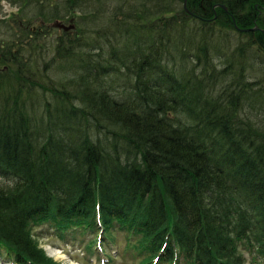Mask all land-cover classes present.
I'll list each match as a JSON object with an SVG mask.
<instances>
[{"label": "trees", "instance_id": "1", "mask_svg": "<svg viewBox=\"0 0 264 264\" xmlns=\"http://www.w3.org/2000/svg\"><path fill=\"white\" fill-rule=\"evenodd\" d=\"M103 1L101 26L66 36V84L0 72V259L53 264L34 227L94 235L89 248L101 224L103 242L112 227L139 235L142 264H246L245 249L264 264V126L241 115L264 105V80L244 76L264 57V0ZM216 30L237 34V56ZM37 43L1 36L0 53L20 48L1 59L17 66ZM42 89L57 97L37 115L26 100Z\"/></svg>", "mask_w": 264, "mask_h": 264}, {"label": "rangeland", "instance_id": "2", "mask_svg": "<svg viewBox=\"0 0 264 264\" xmlns=\"http://www.w3.org/2000/svg\"><path fill=\"white\" fill-rule=\"evenodd\" d=\"M38 1H40V4L38 3ZM106 1L107 0H104L103 2ZM53 4L54 10L53 12H51V17L50 15H43V11L48 10V5L47 2H43L42 0H0V37H7V40H10L13 35H17L20 47L22 46V44L26 45L30 42H38L37 45L33 46L30 49H27V47H25V58L24 60L21 58V60L23 61L19 62L17 66H15V64L11 66L10 64L3 62V59L1 58L4 57L5 53V58L7 57L11 60L13 55H18L20 48L13 50V52H11L10 50H6V52L0 53V72H6L7 76H5V78L18 80V77H20L22 74L26 78L30 75H33L36 80H40L41 82H43L44 85L42 86L44 88H46L47 85H50V87H58V83L66 84L68 80H71L70 76H72V73L63 71V69H61L63 62L61 61V55L67 54V56H69L71 55L72 51L78 49L70 46L69 39H66V36L68 35L71 37L81 34V31L84 28L94 29V25H96V27L101 26L102 22L105 21V18H107L105 12L107 14L108 10L113 9L112 7L114 6V4H111V2H106L104 5V11L107 9L108 10L105 11L103 15L101 12L103 19L101 16L100 19H96V21L94 19L93 21H91L90 18L93 16V14H98V9L100 11L103 10L102 4H97L95 0H80L79 3L73 7L65 5L63 0H55ZM41 10L42 14L40 15ZM133 11L134 10H128L123 6L121 9L122 14L126 12V14H123L124 17L130 14L128 15V17L134 19L137 17L135 16L136 14ZM56 13L58 14V17L54 18ZM57 21L65 25H73L74 29H72L68 33L64 32L61 29H56L54 28L53 24H55ZM192 24L193 23H191L190 26H192ZM26 31H28V33L24 34ZM162 31L161 33H164ZM9 32L11 33L8 34ZM26 35L28 36V38L26 37ZM214 38L215 40L213 45L221 48V51L224 53H230V56H232L233 58L235 54L237 56V53L235 50H233V47L231 48L229 46H232L234 42L233 39L236 40L237 38V34L235 32L227 33L226 31L224 32L222 30H216ZM102 41L104 43L108 42V36L103 35ZM256 56L257 57L254 58L258 59L257 63H253L252 69L251 67L249 69L247 68V72H245L244 76L247 79L253 78L254 80H256V82H259L264 80V57L258 55ZM31 58L34 59V64H36H33V69H31L27 63ZM66 64L67 70L69 71L70 64L68 62H66ZM0 79H2V77ZM18 82L19 81H12V87H16L18 85ZM107 91L112 96H116L112 89L109 90L108 86ZM31 94L33 95V103L29 100H26V102L29 105L30 110H32V112L37 115L42 114L44 102L48 101L50 105H52L54 103V97H57L56 95L47 93L44 89H42V91L33 90ZM23 96L28 97L31 95H29V92H27V94L23 93ZM5 101L6 98H0V107L1 105L3 106L2 103H5ZM260 101H258L256 105V112H254L251 108V105L247 103V107L244 108L245 111L241 112V115L244 119L250 118V120H256V122L264 126V105L260 107ZM262 103L263 102H261V104ZM253 117H255V119H253ZM260 120L262 121L260 122ZM3 182L4 181L0 180V185H3ZM32 231L33 232L31 233V235H33V238L35 239V241H37L39 247L43 249L47 258L52 260L53 264H100V259L102 258V256L99 255V250L94 251V254L92 255L93 258L90 259L91 256L87 251V249L89 250L88 245H86V243H79L87 241V238H91V236L83 237L80 235L72 236L66 234L63 240H59L57 239L58 237L54 233L53 228L47 226V224L38 225L34 227V230ZM121 248L122 244L117 245L114 248V258L110 261L109 264H142L141 261L145 257L144 255L138 256L132 251L130 258H121L117 255ZM127 251H129V249L126 248L125 253ZM110 252L111 251L108 250V253ZM144 254L146 256L150 255L146 251L144 252ZM243 254V256H245L246 258V264H257L253 261V255L250 253L248 254L246 249L244 250ZM0 264H7V262L3 263L0 260Z\"/></svg>", "mask_w": 264, "mask_h": 264}, {"label": "water", "instance_id": "3", "mask_svg": "<svg viewBox=\"0 0 264 264\" xmlns=\"http://www.w3.org/2000/svg\"><path fill=\"white\" fill-rule=\"evenodd\" d=\"M185 8H186V4H185ZM53 26L55 28L62 29L65 32H70L72 29H74V26L73 25H65V24H63V23H61L59 21H57L55 24H53Z\"/></svg>", "mask_w": 264, "mask_h": 264}]
</instances>
